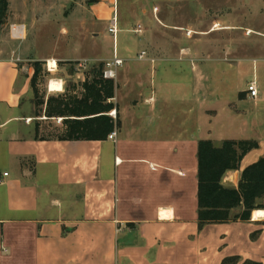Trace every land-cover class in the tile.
<instances>
[{
  "label": "crops",
  "instance_id": "1",
  "mask_svg": "<svg viewBox=\"0 0 264 264\" xmlns=\"http://www.w3.org/2000/svg\"><path fill=\"white\" fill-rule=\"evenodd\" d=\"M237 1L244 9L246 4L264 9V0ZM96 5L105 3L97 0ZM133 30L143 33L139 40L151 49L145 58L127 47L99 56L106 63L114 54L123 60L115 67L114 96L109 100L119 118L115 138L58 140L36 138L32 117L22 112L33 68L20 71L15 62L20 56L1 44V28L0 264H221L230 254L225 243L230 235H242L251 244V233L260 231L258 237L264 240V213L253 215L256 209L264 212L262 208L251 210L245 221L199 227L197 218L198 140L210 139L215 145L223 140L257 142L242 157L239 169L224 174L226 186L237 187L241 171L264 155V47L252 58L258 63L252 80L257 96L234 87L237 103L225 100L216 109L199 95L229 89L228 83L214 81L217 67L204 69L209 76L202 84L198 68L189 66L188 80L181 82L180 65L171 63L193 49L181 48V37L174 35L165 38L177 44L160 49V30ZM257 31L255 41L264 42V31ZM221 53L223 60L229 50ZM223 61L226 67L220 74L227 75L232 64ZM49 73L61 81L62 91L54 92L69 94L57 62ZM69 76L80 83L90 78L78 69ZM80 83L72 94H81ZM243 101L253 104L247 118L252 136L235 131L248 122L237 105ZM232 256L238 257L233 264L248 260L244 254Z\"/></svg>",
  "mask_w": 264,
  "mask_h": 264
},
{
  "label": "rangeland",
  "instance_id": "2",
  "mask_svg": "<svg viewBox=\"0 0 264 264\" xmlns=\"http://www.w3.org/2000/svg\"><path fill=\"white\" fill-rule=\"evenodd\" d=\"M96 2L97 0H9L1 44L5 50H13L15 55L20 56L15 62L22 73L29 66L33 68V61L43 62L36 90L29 88L27 95L21 100L22 112L32 117L34 127L39 125L40 137H52L56 128L62 126V117L45 116L48 97L63 93L54 92L61 90V81L57 78L59 75L48 72L44 59H48L47 64L51 70L56 68V62L57 66L63 68L64 85L72 93L76 91L80 81L69 75L78 69L91 77L99 69L98 66L102 65L101 69H104L106 62L99 59L101 53L112 55L114 48L116 52H121L127 47L135 54L141 50L149 54L150 47L139 40L143 33L133 30L139 26L145 31L152 27L160 30V49L169 50L167 46L177 44L167 42L165 37L168 35L181 37V48L193 49L191 54L184 53L180 62L171 63L180 65L181 82H187L191 66L198 68L197 78L198 81L202 80V84L205 77L209 76L204 73V69L212 66L215 70L217 67L218 73L213 76L214 81L228 83L229 89H214L212 94L201 93L199 99L206 105L217 109L225 100L234 102L236 99L233 88H247L249 80H256L254 75L257 74L258 63L252 58L264 47V42L255 41L258 39L257 30L264 31V9L251 8L249 4H246L248 9H244L237 0H115V3L103 0L105 6L96 5ZM210 2H213V7L208 5ZM142 8L145 9L144 12ZM104 16L109 19L102 20ZM158 18L160 24L157 22ZM214 19H220L223 23L212 24ZM112 20L116 21L117 28L115 42L108 32ZM13 24L25 26L23 39L11 38L10 26ZM221 49L229 50L227 58H223L232 64L227 75L220 74L221 69L226 67L225 61L221 59ZM83 60L88 61L85 68L78 65ZM169 64L163 62L162 66ZM174 81L180 82L178 78ZM237 105L243 110V119L248 121L253 108L252 102L243 101ZM209 112L206 110V113ZM238 130L243 136L254 134L249 121L238 124L235 131ZM259 234L260 231L255 238L250 237L251 244L242 235H230L225 241L229 256L244 254V260L262 263L264 240L261 241L262 235L258 237Z\"/></svg>",
  "mask_w": 264,
  "mask_h": 264
},
{
  "label": "trees",
  "instance_id": "3",
  "mask_svg": "<svg viewBox=\"0 0 264 264\" xmlns=\"http://www.w3.org/2000/svg\"><path fill=\"white\" fill-rule=\"evenodd\" d=\"M9 0H0V31L8 15ZM42 61H33V74L30 88L36 90V84L42 72ZM101 66L90 78L80 83L82 92H65L56 97H48L45 107L46 117H62V126L56 128L54 138L58 140H104L114 126L118 127L119 118L113 119L108 112L114 108L109 100L114 96V82L103 78ZM43 103V101H41ZM39 125H35L38 136ZM255 140H223L215 145L210 139L197 142V218L202 227L208 223H221L229 220L245 221L256 208L264 209V155L247 165L240 174L237 187L222 183L224 174L239 169L242 157L257 147ZM241 208L232 214V210ZM256 209L254 217L263 215ZM258 231L251 234L255 238ZM237 256H229L221 264H233ZM243 264H262L245 260Z\"/></svg>",
  "mask_w": 264,
  "mask_h": 264
},
{
  "label": "built area",
  "instance_id": "4",
  "mask_svg": "<svg viewBox=\"0 0 264 264\" xmlns=\"http://www.w3.org/2000/svg\"><path fill=\"white\" fill-rule=\"evenodd\" d=\"M115 22H116L115 20H112L110 26L108 27V32H110L113 37H115V33L117 32ZM138 29H140V26L138 27ZM24 31H25L24 25L13 24L10 26V35H11L12 39H15V40L23 39ZM146 56H147V53L145 50L140 51V53L138 54V57L140 59H143ZM122 62H123V60L121 58L116 57L114 54L112 60L108 61L106 63L105 68L102 69L103 78L114 79L116 77L115 67L120 66L122 64ZM87 64H88V61L83 60L78 65L82 68H85L87 66ZM46 68H47L48 72H52V70L48 67L47 62H46ZM61 91H62V89H61ZM246 91L248 92L249 96L252 98H255L257 96L258 91H257L256 84L254 81H251L248 83ZM109 114L113 119H116V113L114 110H111L109 112ZM116 130H117V127L114 126L112 131L107 135V138L108 139H114L116 136ZM2 175L6 176L7 172H3ZM0 183H1V178H0Z\"/></svg>",
  "mask_w": 264,
  "mask_h": 264
}]
</instances>
